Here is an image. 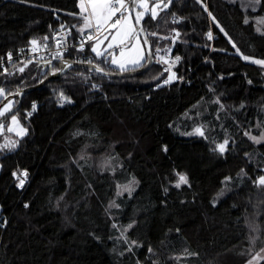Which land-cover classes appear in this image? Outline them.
Returning <instances> with one entry per match:
<instances>
[{
    "label": "trees",
    "instance_id": "16d2710c",
    "mask_svg": "<svg viewBox=\"0 0 264 264\" xmlns=\"http://www.w3.org/2000/svg\"><path fill=\"white\" fill-rule=\"evenodd\" d=\"M75 13L78 0H0V55L51 43L55 15L78 34ZM263 17L264 0H173L142 24L157 34L147 36L153 50L180 57L182 81L159 86L164 63L153 55L138 76L73 67L28 92L12 113L27 132L0 148V264H245L260 251L264 186L254 181L264 176V141L244 133L264 131V67L252 62L264 60ZM86 55L0 69V88L16 94L66 61L122 72ZM197 125L207 136L186 137ZM22 171L29 181L19 189L13 173ZM179 174L188 183L176 187Z\"/></svg>",
    "mask_w": 264,
    "mask_h": 264
},
{
    "label": "snow or ice",
    "instance_id": "6c2138e0",
    "mask_svg": "<svg viewBox=\"0 0 264 264\" xmlns=\"http://www.w3.org/2000/svg\"><path fill=\"white\" fill-rule=\"evenodd\" d=\"M172 3L173 0H167V2H165V0H78L80 11L79 13H75L73 15H77L83 23L82 26L77 30L81 36H84L86 31L88 33L87 36L81 41L78 51H83L85 43L92 41L93 43H91L90 49L91 52L95 54V57L104 58L105 63L115 65L122 72L143 67L144 63L148 60H151L153 55H155L157 63L168 64L169 61L165 58V56L160 55L161 51H165L167 54L168 50L158 47L153 50V45L149 42L147 36H156L157 34L154 32L145 33V30L141 24L145 16H150L152 20H155L159 15V11L168 9ZM255 3L259 4L260 0H255ZM252 10L255 11V8ZM209 15L211 16V13H209ZM213 19L215 18L213 17ZM175 22L178 23L179 21ZM244 23H249V20L245 19ZM73 27L76 26L73 25ZM220 30L223 31L222 28ZM256 30L258 32L260 31L259 28ZM141 34H144L143 40L141 39ZM175 35L176 37H179L180 33L176 31ZM225 35L227 34L225 33ZM207 36L208 39H212L211 32H208ZM43 39L46 41L48 37L45 36ZM105 41H107V46L102 48V45H104ZM30 43L33 46L38 44L36 40H32ZM59 43L60 42L57 41L58 46ZM233 47L235 48V44H233ZM113 49H118V56L115 51H112ZM237 51L239 50L237 49ZM106 53L107 57L105 56ZM57 55H62V53H57ZM109 57L110 60L108 59ZM8 58L11 59V53H8ZM243 59L249 60L250 57L244 56ZM179 60L180 57L177 56L175 60L172 61V63L174 64ZM87 62L89 64L93 63L91 59H89ZM252 62L264 67V60H252ZM95 70L101 73L105 72L104 68L100 67L98 64L95 66ZM20 71L22 72L23 68H21ZM163 71H170V68H165ZM161 75H163V72ZM174 78L175 73H171L170 76L163 81V83L168 84ZM3 94L4 89L0 88V95ZM62 99L69 100V98L63 97V94ZM69 102L71 101L69 100ZM216 103H219V100H217ZM221 107H223V105H221ZM32 108L35 110L36 105L33 104ZM8 111H10V107L9 105H5L2 109H0V117H4ZM29 115H31V113H29ZM11 120L13 124L18 123L15 115L11 117ZM2 127L3 125H0V128ZM8 131L12 132L14 129L9 127ZM24 131L25 130L21 129V131L17 134L20 135ZM195 131L200 135H203L201 128H197ZM244 135L248 136L250 140L257 144L264 141V131H262L259 136L252 135L251 132H245ZM227 144L228 141L225 140L223 144L218 146L221 153L225 151ZM15 146V142H12L11 144L6 143L4 145L5 148H14ZM164 151H167L166 147L164 148ZM27 175L28 174L26 171L19 173V175L16 172L13 173V176H16L19 181L17 187L23 188L27 179ZM187 183V177L183 174H179V181L175 186L180 187L181 184ZM254 183H257L258 186H264V176H259L258 180L254 181ZM125 191L130 193L131 188L125 187ZM222 194L223 193H221V195ZM24 206L26 208L28 207L27 204ZM112 206H114V204L109 205V207ZM129 227H131V225ZM148 251L151 252L152 249L149 248ZM261 253H264V247H261L260 252L257 253L256 256H254L251 260H249L248 264H253V261L256 260L257 257L264 259V256H261Z\"/></svg>",
    "mask_w": 264,
    "mask_h": 264
},
{
    "label": "built area",
    "instance_id": "2783aa9c",
    "mask_svg": "<svg viewBox=\"0 0 264 264\" xmlns=\"http://www.w3.org/2000/svg\"><path fill=\"white\" fill-rule=\"evenodd\" d=\"M209 17H210V21L213 20V18L210 15ZM55 20H56V24L51 34V43L38 42L36 46H33L31 43H28L26 45L19 46L15 49H8L3 55H0V69L6 70L7 68H10L15 64L28 62V61H42V62L63 61L65 58H67L70 55L80 58L88 57V55H86V52L92 41L85 43V47L83 51H78L81 41L87 36L88 33L86 32L84 36H81L80 33L74 34L72 27L66 21V18L62 15H55ZM208 32L212 33V39L211 40L208 39L212 49L216 40V34L214 32L212 25H210L206 31L207 38H208L207 36ZM175 33L176 31H174L172 36L173 43L176 41ZM57 41L60 42L59 46L57 44ZM8 53H11V59L8 58ZM57 53H62V55H57ZM176 57L177 56L173 54L172 50H170L166 58L169 61V63L164 64L163 67V70L165 68H170V71L167 72L163 71L164 76L162 77L159 86L173 84L175 82H180L183 80L182 78H177L176 75V67L178 65V61H176L174 64L172 63V61H174ZM171 73H175V78L170 83L164 84L163 81L167 79ZM92 87L94 90L98 89L97 85H93ZM32 105L33 104H31L30 106L31 108ZM17 174L19 175V173ZM14 179L17 181L18 184L19 181L16 176H14ZM28 181H29V177L27 175L25 184L28 183ZM18 188L22 189L20 187Z\"/></svg>",
    "mask_w": 264,
    "mask_h": 264
},
{
    "label": "rangeland",
    "instance_id": "374dc122",
    "mask_svg": "<svg viewBox=\"0 0 264 264\" xmlns=\"http://www.w3.org/2000/svg\"><path fill=\"white\" fill-rule=\"evenodd\" d=\"M165 2H167V0H165ZM162 11H159V14L161 13ZM257 24H258V27L259 28H262V29H264V17L263 18H260V19H258L257 20ZM93 43V42H92ZM107 46V41H105V43H104V45H102V48L103 47H106ZM112 51H115L116 52V54H117V56L119 55V51H118V49H113ZM105 56L107 57V53L105 54ZM167 58V57H166ZM109 60H110V57L108 58ZM67 62V61H66ZM65 63V62H64ZM109 65L110 66H112L113 68H116V69H118L115 65H112V64H110L109 63ZM9 96V95H8ZM4 97V99H6L7 98V96H5L4 94L3 95H0V99L1 98H3ZM4 101V100H3ZM2 101V102H3ZM1 102V103H2ZM1 103H0V105H1ZM13 104H14V101H13V99H9V100H7L3 105H1L0 106V109H2L5 105H9V107H10V111L13 109ZM10 111H8V112H10ZM7 113V112H6ZM13 115H15L16 116V119H17V122L18 123H16V124H13L12 123V120H11V117L13 116ZM1 118L2 117H0V120H1ZM0 125H3V127L2 128H0V148H3L4 147V145L7 143V144H11L12 142H15L17 139H20V138H22L23 136H25V134H26V128L23 126V124H22V122H21V120H20V118H19V116L18 115H16V114H10L6 119H4V120H1L0 121ZM9 127H12L13 129H14V131H12V132H9L8 131V128ZM197 128H201V130L203 131V135H200L199 133H197L195 130L197 129ZM21 129H23V130H25L23 133H21L20 135H18L17 133H19L20 131H21ZM6 130V131H5ZM189 133H191V134H189ZM185 136L186 137H206L207 135H206V133H205V131H204V128H203V125H197V126H195L192 130H190L189 132H186L185 133ZM219 146V144H217V147ZM128 187V186H127ZM126 192H128V191H126ZM129 193V192H128ZM260 251H258L257 253H259ZM257 253H255L252 257H251V259L254 257V256H256V254ZM261 256H264V253H261ZM251 259H249V260H251ZM248 260V261H249ZM261 260H263V259H261L260 257H257V259L256 260H254L253 261V264H258ZM248 261L245 263V264H248Z\"/></svg>",
    "mask_w": 264,
    "mask_h": 264
},
{
    "label": "water",
    "instance_id": "95a60500",
    "mask_svg": "<svg viewBox=\"0 0 264 264\" xmlns=\"http://www.w3.org/2000/svg\"><path fill=\"white\" fill-rule=\"evenodd\" d=\"M133 15H134V13H133ZM141 26L143 27V24H141ZM143 38H144V34H141V39L143 40ZM153 63H154V59L152 57V59L148 60L143 67L136 69V70H133V71L121 72V73H108L105 71L104 73H101V72H97L95 70V66L93 64H89L88 62L67 61L64 63L62 69L58 73L51 74V75L47 76L42 82H40L39 84H37L35 86L27 87V88L21 90L20 92H17L16 94H12V95L7 96V98L4 99V101L1 103V105H3L7 100L13 99L15 97L18 98V105L15 108H13L10 112H7L5 114V116L1 118V120L6 119L10 114L14 113L19 108L22 98L28 92L44 86L49 81L54 80L57 77H60L61 75L65 74L66 72L71 70L73 67L92 69L96 73H98L99 75L104 76V77H108V78H125V77L138 76V75L145 73L147 70H149V68L153 65ZM105 73H107V74H105Z\"/></svg>",
    "mask_w": 264,
    "mask_h": 264
},
{
    "label": "crops",
    "instance_id": "0c3cea01",
    "mask_svg": "<svg viewBox=\"0 0 264 264\" xmlns=\"http://www.w3.org/2000/svg\"><path fill=\"white\" fill-rule=\"evenodd\" d=\"M78 9H79V6H78ZM79 11H80V9H79ZM77 17H78V16H77ZM78 18H79V17H78ZM81 21H82V20H81ZM82 23H83V22H82ZM82 23H81V25H80L78 28H80V27L82 26ZM86 32H87V31H86ZM86 32H85V33H86ZM78 33H79V32H78ZM90 45H91V44H90ZM90 45H89V47H88V53H89V54H92V55L95 56V54L91 52Z\"/></svg>",
    "mask_w": 264,
    "mask_h": 264
},
{
    "label": "bare ground",
    "instance_id": "6f19581e",
    "mask_svg": "<svg viewBox=\"0 0 264 264\" xmlns=\"http://www.w3.org/2000/svg\"><path fill=\"white\" fill-rule=\"evenodd\" d=\"M32 109V108H31Z\"/></svg>",
    "mask_w": 264,
    "mask_h": 264
}]
</instances>
